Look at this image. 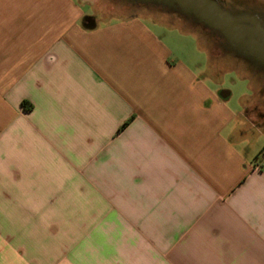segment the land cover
<instances>
[{
    "label": "crops",
    "instance_id": "crops-1",
    "mask_svg": "<svg viewBox=\"0 0 264 264\" xmlns=\"http://www.w3.org/2000/svg\"><path fill=\"white\" fill-rule=\"evenodd\" d=\"M146 17L0 0V264H264V58L232 103Z\"/></svg>",
    "mask_w": 264,
    "mask_h": 264
},
{
    "label": "rangeland",
    "instance_id": "rangeland-1",
    "mask_svg": "<svg viewBox=\"0 0 264 264\" xmlns=\"http://www.w3.org/2000/svg\"><path fill=\"white\" fill-rule=\"evenodd\" d=\"M84 10L86 17L95 18L100 24L128 20L134 16H147L144 21L149 24L156 33L170 43L178 52L183 53V58L197 72H219V87L232 93L231 101L236 103L239 96L246 92L249 86L247 80L240 77L247 67L243 62L242 51L235 50L231 44L218 33L206 29L198 24L194 17L178 9L171 0H151L141 2L139 0H77ZM227 7L235 13L248 14L249 11L257 12L264 7V0H224ZM195 32V33H194ZM202 35L203 47L206 46L211 55L208 61V52L199 48V37ZM244 65V66H243ZM234 69V70H233ZM259 69V68H255ZM258 72V71H256ZM252 69V77L257 73ZM264 83V81H262ZM253 120L257 114H250ZM250 146L256 151L264 149V129L260 134L250 135Z\"/></svg>",
    "mask_w": 264,
    "mask_h": 264
},
{
    "label": "water",
    "instance_id": "water-1",
    "mask_svg": "<svg viewBox=\"0 0 264 264\" xmlns=\"http://www.w3.org/2000/svg\"><path fill=\"white\" fill-rule=\"evenodd\" d=\"M176 7L191 14L198 24L221 35L234 50L264 58V27L254 15H233L216 0H171ZM88 28L94 20L87 17Z\"/></svg>",
    "mask_w": 264,
    "mask_h": 264
},
{
    "label": "trees",
    "instance_id": "trees-1",
    "mask_svg": "<svg viewBox=\"0 0 264 264\" xmlns=\"http://www.w3.org/2000/svg\"><path fill=\"white\" fill-rule=\"evenodd\" d=\"M256 164H260L261 162H264V149L259 153V155L255 158ZM262 169L264 171V165H262Z\"/></svg>",
    "mask_w": 264,
    "mask_h": 264
},
{
    "label": "built area",
    "instance_id": "built-area-1",
    "mask_svg": "<svg viewBox=\"0 0 264 264\" xmlns=\"http://www.w3.org/2000/svg\"><path fill=\"white\" fill-rule=\"evenodd\" d=\"M262 165H264V162H261L260 164H256V165H254V168L263 171V169H262Z\"/></svg>",
    "mask_w": 264,
    "mask_h": 264
},
{
    "label": "flooded vegetation",
    "instance_id": "flooded-vegetation-1",
    "mask_svg": "<svg viewBox=\"0 0 264 264\" xmlns=\"http://www.w3.org/2000/svg\"><path fill=\"white\" fill-rule=\"evenodd\" d=\"M139 1H141V2H149V1H151V0H139Z\"/></svg>",
    "mask_w": 264,
    "mask_h": 264
}]
</instances>
